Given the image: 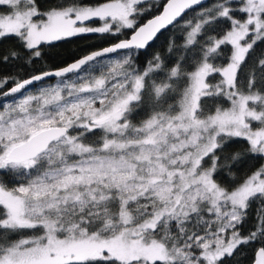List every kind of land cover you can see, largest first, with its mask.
Returning <instances> with one entry per match:
<instances>
[{
	"label": "snow or ice",
	"instance_id": "6c2138e0",
	"mask_svg": "<svg viewBox=\"0 0 264 264\" xmlns=\"http://www.w3.org/2000/svg\"><path fill=\"white\" fill-rule=\"evenodd\" d=\"M4 41L0 264H264V0H0Z\"/></svg>",
	"mask_w": 264,
	"mask_h": 264
},
{
	"label": "trees",
	"instance_id": "16d2710c",
	"mask_svg": "<svg viewBox=\"0 0 264 264\" xmlns=\"http://www.w3.org/2000/svg\"><path fill=\"white\" fill-rule=\"evenodd\" d=\"M175 35H179L178 32H175L173 30L172 32H165L164 35H161L159 39L156 41L155 45L149 49H147L145 59H150L152 54L154 53H160L161 55H166L165 48L167 46V41L165 37H173ZM109 37H103V36H87V37H79V38H72L71 41L68 42H61L60 46L55 49L54 51H57L61 54V56L58 58L57 63H59L61 60L64 62H70L73 59V54H75L76 57H79L83 54H85L89 50L97 49L99 47H102L104 45H107L106 41H108ZM13 46L12 41H4L2 44H0V48L7 49ZM117 54H110V56L115 57ZM107 58H105L106 62ZM52 64L51 61L48 62L46 66H50ZM64 64H61V66ZM8 71L7 66L0 65V72L6 73ZM56 78H49L45 81V83H55ZM39 86V85H38Z\"/></svg>",
	"mask_w": 264,
	"mask_h": 264
},
{
	"label": "water",
	"instance_id": "95a60500",
	"mask_svg": "<svg viewBox=\"0 0 264 264\" xmlns=\"http://www.w3.org/2000/svg\"><path fill=\"white\" fill-rule=\"evenodd\" d=\"M105 46H108V45H104V46H102V47H105ZM102 47H99V48H102ZM99 48H97V49H99ZM93 50H95V49H93ZM86 54V53H85ZM71 62V61H70ZM62 66H64V65H62Z\"/></svg>",
	"mask_w": 264,
	"mask_h": 264
}]
</instances>
